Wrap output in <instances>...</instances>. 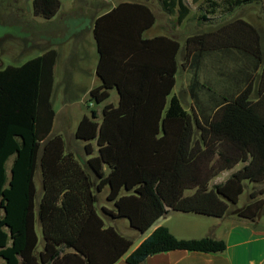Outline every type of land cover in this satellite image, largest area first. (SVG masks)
Listing matches in <instances>:
<instances>
[{
  "label": "trees",
  "instance_id": "16d2710c",
  "mask_svg": "<svg viewBox=\"0 0 264 264\" xmlns=\"http://www.w3.org/2000/svg\"><path fill=\"white\" fill-rule=\"evenodd\" d=\"M179 8V20L191 9L184 0H161ZM201 1L217 13L264 0ZM34 13L54 18L60 0H32ZM143 18L144 25L128 44L122 18ZM117 18V19H116ZM118 20L109 40L102 23ZM207 21L206 16H202ZM155 23L149 8L122 3L96 25L103 83L90 91L86 106L105 103L118 89L119 105L108 104L84 115L76 138L85 142L83 158L68 151L62 135L51 136L56 111L52 104L58 52L51 49L19 67L0 69V264H115L129 253L133 240L108 226L98 211V194L109 189L104 217L126 219L146 233L169 210L222 218L229 213L250 221L264 214V189L250 193L245 206L235 207L246 181L264 183V50L260 30L238 18L219 28L189 37L183 68L192 73L191 109L177 96L180 44L164 37L142 38ZM112 46L108 49L107 44ZM166 51V66L156 55ZM237 50L242 62L225 74L229 87L214 92L200 72L210 56ZM109 50V51H108ZM159 51V55H160ZM170 55V57H168ZM203 95L211 101L205 103ZM254 95L257 97L255 98ZM98 154L95 155V147ZM13 160L11 175L7 164ZM242 164L224 183L211 185L223 172ZM41 172L43 195L37 203L35 178ZM37 224L41 226L40 243ZM227 245L212 238L181 240L158 227L127 257L143 264L152 255L184 250L223 253Z\"/></svg>",
  "mask_w": 264,
  "mask_h": 264
},
{
  "label": "crops",
  "instance_id": "0c3cea01",
  "mask_svg": "<svg viewBox=\"0 0 264 264\" xmlns=\"http://www.w3.org/2000/svg\"><path fill=\"white\" fill-rule=\"evenodd\" d=\"M184 2L190 7V9L194 4L192 0H184ZM29 3L30 10L28 9V11H30V15L25 16L23 13L22 2H9L7 7L13 16L8 24L12 27L16 25L20 26L28 32L30 36V43L41 50V53L37 57L42 56L45 52L51 49H55L58 52V58L54 69L52 101L57 84L59 87L63 88V96L66 98L65 102L69 105L73 102H78V100L83 104L87 103L90 91L103 83L102 79L98 75L101 53L99 51V44L95 34L96 25L97 21L101 17L107 15L122 3L142 5L149 8L153 13L155 23L151 28L143 33L142 38L151 40L164 37L177 41L180 44V50L177 57L178 71L176 74V84L169 100L174 95L180 99L181 96L179 94L178 87L183 68V55H185L186 43V41L183 43V39L187 40L191 36L205 32L200 31L191 33L188 30L183 29V24L187 21V19L182 22L179 20L178 7L171 10L167 8L165 3L161 0H75V4L73 8H71L74 11L71 12V15L66 14V10H63L61 4V9L54 18L44 19L35 15L33 2ZM19 11L23 13L22 17L24 19L17 20L18 17L16 15ZM2 19L3 17L0 18V20ZM122 20L130 25L129 28L123 31V33L128 37V44L132 43V41L129 42V39L131 40L137 35L138 31L142 28L145 22L143 18H137L131 14L124 16ZM69 22H73V24L70 25ZM116 23H118V20L113 19H109L102 23L100 32L107 40L119 32L116 30ZM55 40L56 42H54ZM19 41V38L15 36L6 35L4 40L0 42V56L5 54L8 49L16 55V48H20L21 44ZM107 46L108 49H110L112 45L108 43ZM168 50L170 51V46L166 47L163 45L159 48V51L161 52L160 55L159 51L156 55L158 61H161L164 67L167 62L166 51ZM2 51L4 53H2ZM216 56H218L217 63L221 64L223 72H220L219 75L218 73L216 74V78L218 77L219 81H216V84L213 82L214 86L210 85L208 88H211L217 94L221 93L220 95H223L225 88L229 87L230 84V82H227L225 74L229 71H233L236 66L241 65L242 62H246L247 59L242 57V55L234 49L230 52L217 54ZM168 57H170V55ZM2 67L3 64L0 63V69H3ZM186 72L189 71L186 70ZM189 75L190 81L187 82L188 91L186 93V97L189 99L190 107L186 108L187 110H190L192 105V99L189 92L192 73ZM200 78L203 82L202 72H200ZM75 93L78 95L74 101L72 97L75 96ZM110 93V98L101 105L105 104V107L108 104H112L117 107L120 101L118 89H112ZM113 93L117 96V99L114 102L111 101ZM254 97L256 98L257 96L254 95ZM203 99L205 100V103L211 102L206 95H204ZM97 107L98 106H94L93 108L97 110L98 117L102 118L100 121L101 123L103 120L104 107L102 112L98 110ZM84 115L88 114H80L77 119L75 130L68 133V131L64 129L67 117L61 118L60 125L58 122L56 124V112L51 136L62 135L67 142L68 151L75 152L83 158H89L85 152L86 143L76 138V130ZM56 126H61V129H58ZM93 145L95 147L96 155L98 154V147L95 142ZM13 160L14 159L12 158L7 164L9 176L11 175ZM242 167L243 165L239 164L234 169L223 172L211 182V185L224 183L234 172L238 171ZM222 175L225 176L222 178ZM35 183L37 188V203H39L43 195L42 176L40 171H38L36 175ZM249 185H251L253 189L259 185H264V183H253ZM246 189L248 190V185H246ZM108 193L109 189L105 188L98 194V199L101 203V211L103 207L109 210L114 209V205L107 201ZM260 197L264 196L260 195ZM249 201L250 200H248L247 204ZM106 220L105 221L108 226L115 227L120 233L131 231L132 233L130 234H133L128 236L121 233L123 236L133 240V246L129 253L115 264H128L127 257L129 254L161 226L167 227L173 236L181 240L212 238L224 241L227 245L226 251L223 253H203L174 250L149 256L143 264H264V214L257 220L250 221L233 213H229L222 218H217L195 213H182L169 210L166 215L161 217L151 227V229L144 234H141L133 229L130 226V222L126 219L114 220L107 218ZM38 226L40 225L37 224V227ZM39 240L42 244L43 238H40L39 236Z\"/></svg>",
  "mask_w": 264,
  "mask_h": 264
},
{
  "label": "rangeland",
  "instance_id": "374dc122",
  "mask_svg": "<svg viewBox=\"0 0 264 264\" xmlns=\"http://www.w3.org/2000/svg\"><path fill=\"white\" fill-rule=\"evenodd\" d=\"M62 4L63 10H66L67 15H71V12L74 10L73 8L75 4V0H60ZM78 1V0H77ZM9 2H22L23 7V13L25 16L30 15V3L31 0H0V18L3 17L2 20H0V42H2L6 35H11L19 38L20 48H16L17 54H13L12 51L6 50L7 52L5 54H2L0 56V63L3 64V69L8 66H15L19 67L26 63L27 61L34 59L37 57L41 50L34 46L32 43H30V36L28 32H26L23 28L20 26H14L8 24V22L12 19V14L10 13V10L8 9ZM27 11V13H26ZM210 12L211 9L206 6V2H201L198 4H193L191 6V13L189 17L187 18V21L183 24V29L188 30L191 33L195 32H209L213 31L220 26L241 18L244 20L249 21L253 25H255L261 32L262 35V44H263V50H264V2L254 3L251 5L243 6L239 9H237L232 15L227 14L224 12V10H220L217 13H207ZM22 12L17 13V20L24 19ZM202 16H206L208 19L207 21H203L201 18ZM5 18V19H4ZM6 21V22H5ZM70 25L73 24V22H69ZM68 23V25H69ZM37 30V29H36ZM186 39H183V43H185ZM56 42V40L54 41ZM2 53H4L2 51ZM184 59V55H183ZM184 62V60H183ZM218 62V56H210L207 58L201 72L203 77V83L206 86L205 88H208L210 85H213V82L216 84V81H219L218 77L216 78V74L220 72H223L221 64ZM225 72V71H224ZM190 73L186 72V69L182 68L181 77L179 79V94H180V100L185 108L190 107L189 99L186 97V93L188 91V85L187 82L190 81ZM75 96L72 97V99L75 101L77 97V93L74 94ZM204 98V95L202 96ZM64 96H63V88L59 87V85H56L55 88V94L52 101L54 110L57 112V118H56V124L60 125L61 118L67 117L66 126H64V129L68 131V133L73 132L76 127L77 119L80 114H90L91 110L89 107L85 106L86 103L79 102H73L69 105L66 104ZM117 99V96L115 93H113L111 97V101L114 102ZM117 103V102H116ZM105 105V104H104ZM104 105H98L97 109L102 112V109ZM94 107V106H93ZM91 107V108H93ZM101 117L98 119V121H101ZM57 127V126H56ZM58 129H61V126L57 127ZM64 130V131H65ZM225 175H222V178ZM250 183L246 181V185H248V190L246 189L245 192L240 196L239 203L235 207H243L245 204H247L249 198V194L252 191L259 192L264 189V185H259L257 187H254L252 189V186L249 185ZM264 196V195H263ZM259 198H262L259 196ZM264 198V197H263ZM101 201V200H100ZM101 203L98 204V211L100 215L106 220L107 218L104 217L103 212L100 208ZM108 206V205H107ZM0 216H1V210H0ZM107 221V220H106ZM38 234L40 238H42V231L40 226L37 227ZM123 235H133L131 231L129 232H121ZM138 237V235H137ZM137 239V238H136ZM135 239V240H136ZM42 242V241H41ZM1 262V259H0Z\"/></svg>",
  "mask_w": 264,
  "mask_h": 264
},
{
  "label": "built area",
  "instance_id": "2783aa9c",
  "mask_svg": "<svg viewBox=\"0 0 264 264\" xmlns=\"http://www.w3.org/2000/svg\"><path fill=\"white\" fill-rule=\"evenodd\" d=\"M93 106H94V104H93V103H90V104H89V107H93Z\"/></svg>",
  "mask_w": 264,
  "mask_h": 264
}]
</instances>
